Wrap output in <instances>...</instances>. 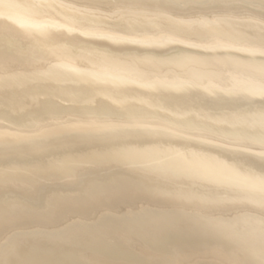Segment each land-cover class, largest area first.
Wrapping results in <instances>:
<instances>
[{
	"label": "bare ground",
	"instance_id": "obj_1",
	"mask_svg": "<svg viewBox=\"0 0 264 264\" xmlns=\"http://www.w3.org/2000/svg\"><path fill=\"white\" fill-rule=\"evenodd\" d=\"M0 264H264V0H0Z\"/></svg>",
	"mask_w": 264,
	"mask_h": 264
},
{
	"label": "rangeland",
	"instance_id": "obj_2",
	"mask_svg": "<svg viewBox=\"0 0 264 264\" xmlns=\"http://www.w3.org/2000/svg\"><path fill=\"white\" fill-rule=\"evenodd\" d=\"M3 49V47L1 46V44H0V50H2Z\"/></svg>",
	"mask_w": 264,
	"mask_h": 264
}]
</instances>
